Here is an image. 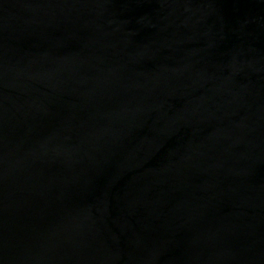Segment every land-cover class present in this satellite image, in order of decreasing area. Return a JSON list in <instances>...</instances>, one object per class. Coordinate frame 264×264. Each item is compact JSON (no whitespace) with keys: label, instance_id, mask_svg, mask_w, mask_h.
Listing matches in <instances>:
<instances>
[{"label":"water","instance_id":"1","mask_svg":"<svg viewBox=\"0 0 264 264\" xmlns=\"http://www.w3.org/2000/svg\"><path fill=\"white\" fill-rule=\"evenodd\" d=\"M0 264H264V0H0Z\"/></svg>","mask_w":264,"mask_h":264}]
</instances>
